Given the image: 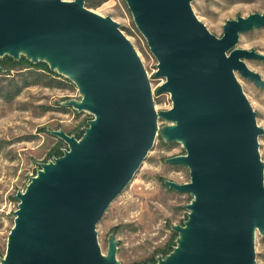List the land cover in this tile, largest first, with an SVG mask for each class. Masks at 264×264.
Masks as SVG:
<instances>
[{
	"label": "water",
	"instance_id": "obj_1",
	"mask_svg": "<svg viewBox=\"0 0 264 264\" xmlns=\"http://www.w3.org/2000/svg\"><path fill=\"white\" fill-rule=\"evenodd\" d=\"M85 1L0 0V60L45 63L80 96L60 105L91 116L79 138L48 131L65 147L14 195L0 264H120L114 235L103 253L96 225L158 136L181 145L183 154L164 161L189 174L188 182L163 184L192 199L183 225L170 227L173 250L154 264H255V237L264 236V129L236 73L264 90L245 63L264 55L235 45L240 34L264 27V13L226 20L217 37L194 14V0H124L157 61L154 76L163 79L155 93L171 101L156 111L133 44Z\"/></svg>",
	"mask_w": 264,
	"mask_h": 264
},
{
	"label": "rangeland",
	"instance_id": "obj_2",
	"mask_svg": "<svg viewBox=\"0 0 264 264\" xmlns=\"http://www.w3.org/2000/svg\"><path fill=\"white\" fill-rule=\"evenodd\" d=\"M84 5L120 25L147 72L156 111L169 109V95L155 93L163 82L154 76L157 61L135 27L124 0H86ZM192 9L208 31L220 37L226 20L264 13V0H194ZM235 47L264 55V27L240 34ZM245 63L264 79V62L245 60ZM236 77L257 113L258 126L264 129V90L238 73ZM79 98L75 85L64 77L26 69L0 75V257L5 254L7 236L14 223L18 203L14 195L25 189L39 165L52 158L55 148L65 146L48 131L63 129L77 135L91 118L87 113L75 115L74 110L60 105L63 100ZM163 124L160 122L159 126ZM258 142L264 163V135ZM183 153L179 143H164L159 136L155 139L128 186L111 202L96 225L103 253L109 235L113 234L118 243L116 258L120 264H148L157 256L168 254L164 251L176 235L170 227L183 225L187 219L184 206L192 197L168 189L160 179L176 183L189 181L186 167L164 161ZM254 250L255 264H264V236L258 233Z\"/></svg>",
	"mask_w": 264,
	"mask_h": 264
},
{
	"label": "trees",
	"instance_id": "obj_3",
	"mask_svg": "<svg viewBox=\"0 0 264 264\" xmlns=\"http://www.w3.org/2000/svg\"><path fill=\"white\" fill-rule=\"evenodd\" d=\"M0 65L5 69V71L0 72V75L1 74H7L8 75V74H10V72L12 70L26 69V71H30V70L37 71V70H39L42 73L47 74V75L61 77V76L57 75L55 72L50 71L49 68H48V66L45 63L38 62L36 64H32L31 62H29L24 57H21L19 60L16 61V60L11 59L8 56H5V57H3L0 60ZM9 94H11V92H9ZM65 108H67V107H65ZM73 112L75 113V115L81 114V113H77L76 111H73ZM68 134H71V133H68ZM81 135H82V130L80 129L79 134L75 135V137L79 138ZM59 144H61V145L63 144L64 145V143L62 141H60V140H59ZM52 154H53L52 157H58V156H60L62 154V148H59V147L58 148H55L53 150V153ZM160 181L163 184V180L160 179ZM176 237H177V235H175V239H176ZM175 239L172 241V244L168 247V249L164 251V254L170 253L173 250V247L175 246ZM155 262H156V259L154 258L148 264H154Z\"/></svg>",
	"mask_w": 264,
	"mask_h": 264
}]
</instances>
